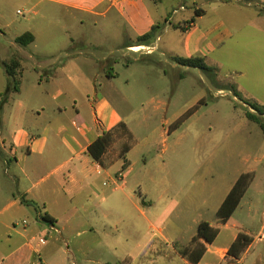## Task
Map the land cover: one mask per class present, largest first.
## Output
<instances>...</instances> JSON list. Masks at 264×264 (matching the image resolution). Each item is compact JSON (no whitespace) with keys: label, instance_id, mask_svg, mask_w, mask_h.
I'll return each instance as SVG.
<instances>
[{"label":"rangeland","instance_id":"374dc122","mask_svg":"<svg viewBox=\"0 0 264 264\" xmlns=\"http://www.w3.org/2000/svg\"><path fill=\"white\" fill-rule=\"evenodd\" d=\"M144 1L157 6L153 12L158 19L163 15L161 26L174 9L179 13L171 14L169 22L175 25L184 17L195 16L194 0ZM230 1L225 8L218 7L217 0H198L207 11L199 21L200 26L207 29L223 23L221 32L230 33L206 60L216 69V75L199 68L172 69L168 58L160 52H157L160 58L143 57L141 61H132L130 69H127L126 58L119 60L116 84L129 104L121 107L126 128L113 131L107 150V158L117 161L110 169L109 186L103 187L112 197L97 213L94 208L83 213L78 203L67 209L47 204L48 210L59 220L57 226L65 227L63 234L46 223L38 228L33 208H28V215L19 220V229L27 223L29 233L33 229L41 232L45 244L41 255L46 263L53 264L55 258L62 256L69 264H76L73 239L78 230L76 220H101V210H109L106 219L112 228L108 230L117 246L114 255L107 256L104 232L98 226L97 245L106 255L101 259L109 258L114 262L124 259L126 239L133 230L143 227L146 216L160 218L155 225L170 244L179 235L189 238L197 232L195 221L199 215L213 219L219 203L243 172H256L242 204L254 202L260 210L257 223L261 226L264 130L247 117L244 102H264V23L250 24L251 13H259L264 8V0L242 1L250 13L249 18L237 13L236 0ZM182 6L187 8L182 9ZM106 8V2L100 4L101 11ZM114 15L115 11L105 16H87L80 24L66 7L54 0H0V44L8 45V51H15L18 47L11 46L12 40L35 31L40 51L55 50L58 43H67L72 36L81 37L79 40L88 45L112 47L118 41L129 39L128 34L115 32L116 25L111 26ZM121 18L125 21L124 14ZM135 57L141 59L140 54ZM1 103L0 99V113ZM176 123H179L177 128ZM0 150L3 151L1 147ZM125 156L130 166L123 169L127 162ZM5 170L6 165L0 159V172ZM48 171L36 172L37 191L47 190L53 183L54 176L48 177ZM120 174L125 176L124 180ZM102 180L100 178L99 184ZM150 202L153 204L149 205ZM240 213L237 211L235 218H239ZM255 233L257 235L258 230ZM262 234L264 230L258 236ZM263 246L259 243L250 251ZM50 251H57L56 256L50 257Z\"/></svg>","mask_w":264,"mask_h":264},{"label":"crops","instance_id":"0c3cea01","mask_svg":"<svg viewBox=\"0 0 264 264\" xmlns=\"http://www.w3.org/2000/svg\"><path fill=\"white\" fill-rule=\"evenodd\" d=\"M54 1L66 7L70 16H74L80 24L84 17L105 16L115 11L110 24L116 25V33L123 36L128 34L129 39L107 47L104 44L88 45L79 40L81 37L72 36L67 43H58L55 50L40 51L37 32L33 31L35 40L28 47L16 42L20 35L11 42V46L18 47L15 51H8V45L0 44V147L3 149L0 150V159L6 165V170L0 172V264H48L41 255L45 247L41 242V232L33 229L29 233L27 223L22 230L17 227L19 220L28 215V208L34 209L23 203V198L38 204L40 212L37 213L34 209L38 228L45 224L38 220L39 216L49 214L56 222L54 225L46 224L63 234L65 227L57 226L59 220L48 210L47 204L67 209L78 203L83 213H88L92 208L97 213L112 197L103 187L109 186L107 180L112 176L110 169L117 161L108 159L107 152L101 162H97L88 149L104 133L113 132L122 123L126 124L121 107L129 102L116 84L119 78L116 67L121 58L127 59V69H130L132 61H141L143 57L160 58L157 55L160 52L168 58L172 69H182L183 66L174 62L173 57L200 55L207 60L230 35L227 30L221 32L223 23L207 29L200 26L199 21L205 17L207 11L198 0L192 3L195 16L184 17L179 25H175L169 22L171 14L179 13L178 9H174L164 18V26H161L163 15L160 14L158 19L153 12L157 6L153 7L144 0ZM236 1L239 3L237 13L249 18L250 13L244 7L243 0ZM103 2L107 3V8L101 11L99 7ZM217 2L218 7L226 8L231 1ZM184 7L187 8L182 6V9ZM197 10L201 12V16L196 15ZM260 11L251 13V26L264 23V8ZM122 14L125 21L121 18ZM193 18L195 22L189 25L187 22ZM149 32H152L149 40L138 42L139 37ZM137 54L141 55V59L135 57ZM11 57L20 59L22 75L17 76L14 81L18 89L4 96L12 80L6 67V62ZM260 104L264 105V102ZM125 159L129 167L130 161L126 156ZM46 169L49 170L47 176H54V181L47 190L37 191L39 183L35 181L36 172ZM244 173H252L254 176L249 190L255 181L256 172L242 174ZM100 178L103 180L99 184ZM204 191H207L206 186ZM227 195L219 203L213 219H204L203 215H199L195 221L197 232L202 221H207L219 229V234L212 243L200 239L206 250L197 264H264V246L262 249L250 251L254 245H264V240L255 241L256 236L264 229V209L261 210V226L258 227L257 217L260 210L253 201L243 205L242 199L234 214L223 223L218 219L217 211ZM101 211V220H76L78 230L73 238L76 264H193L184 255V250L191 245L197 232L189 238L179 235L170 244L168 237L155 225L160 219L158 216H146L143 227L136 228L129 234L125 243L124 259L119 262L109 258L101 259V256L106 255L97 245L98 226L104 232L107 256L114 255L113 252L117 250L108 230L112 228L106 219L109 210ZM237 211H241L239 218H235ZM143 214L146 215V212L143 211ZM240 233L251 236L254 241L239 259L230 250ZM49 253L50 257L56 256L53 251ZM68 261L66 257L58 256L53 264H69Z\"/></svg>","mask_w":264,"mask_h":264},{"label":"trees","instance_id":"16d2710c","mask_svg":"<svg viewBox=\"0 0 264 264\" xmlns=\"http://www.w3.org/2000/svg\"><path fill=\"white\" fill-rule=\"evenodd\" d=\"M197 16H201L200 11H196ZM195 22V19L188 21L187 23L190 25ZM177 27V26H175ZM179 28V27H177ZM182 29L185 31L186 28L182 27ZM152 36V32H149L141 37L138 38V42H146L149 40ZM35 40V36L32 32H26L19 37L16 38V42L23 46L28 47L33 41ZM174 62L179 64L183 67H190V68H199L203 71L210 72L216 75L215 71L216 69L214 67L209 66L206 63V59L203 56L196 55L192 57H180L175 56L172 58ZM7 67V73L9 75V78L11 82H9L4 96H7L12 91H16L18 88L15 86V80L17 76L22 75L21 70V61L18 57H11L6 62ZM247 110V117L253 121L258 123L261 128L264 130V105L260 104L256 101H245L244 102ZM179 123L175 124V128H177ZM120 127H125L126 124L122 123ZM113 132H107L104 133L102 136H100L97 140H95L90 146H89V154L92 156V158L97 161L101 162L102 157L105 153H107L108 147L111 143V135ZM129 150H127L128 152ZM128 161L124 163L123 169L128 168ZM253 174L252 173H244L242 174L234 186L232 187L231 191L225 198L224 202L220 206L219 210L217 211V217L218 219L225 223L227 222L230 217L234 214V212L237 210V208L240 205L241 200L245 196V194L248 191V188L253 180ZM23 203H25L27 206L34 207V209L38 212H40L38 204L35 202H31L26 200L25 198L22 199ZM40 222L50 223L53 224L56 222L55 218L50 216L49 214H41L38 218ZM219 229L211 226V224L207 221H202L198 225V232L197 235L193 238L191 245L186 247L184 250V255L189 259V261L193 264H197L206 248L204 244L200 242V239H204L207 243H212L218 236ZM254 239L245 234L240 233L236 239V241L233 243L231 247V254H235L236 258L240 259L241 254L246 251V249L253 243Z\"/></svg>","mask_w":264,"mask_h":264},{"label":"built area","instance_id":"2783aa9c","mask_svg":"<svg viewBox=\"0 0 264 264\" xmlns=\"http://www.w3.org/2000/svg\"><path fill=\"white\" fill-rule=\"evenodd\" d=\"M19 13H21V12L19 11ZM120 176L122 177L121 179L124 180L125 176H124L123 174H120ZM105 184H106V183H105ZM263 230H264V229H263ZM262 232H263V231H262ZM257 239H258L259 241L264 240V234L258 236ZM41 242H43V241L41 240ZM43 243H44V242H43Z\"/></svg>","mask_w":264,"mask_h":264}]
</instances>
